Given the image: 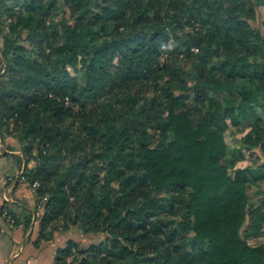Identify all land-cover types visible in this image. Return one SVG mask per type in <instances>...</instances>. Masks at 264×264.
<instances>
[{"label": "trees", "instance_id": "trees-1", "mask_svg": "<svg viewBox=\"0 0 264 264\" xmlns=\"http://www.w3.org/2000/svg\"><path fill=\"white\" fill-rule=\"evenodd\" d=\"M262 5L0 0V133L46 197L37 242L105 234L54 264H264Z\"/></svg>", "mask_w": 264, "mask_h": 264}, {"label": "crops", "instance_id": "crops-1", "mask_svg": "<svg viewBox=\"0 0 264 264\" xmlns=\"http://www.w3.org/2000/svg\"><path fill=\"white\" fill-rule=\"evenodd\" d=\"M0 41L1 54V37ZM0 155L9 158V167H0V208L9 204L20 219L19 225L10 228L0 211V264H54L58 250L74 238L73 231H57L51 241L37 242L43 209L34 187L22 175L26 162L21 142L11 135L3 138L0 133ZM33 165L34 162L29 164Z\"/></svg>", "mask_w": 264, "mask_h": 264}, {"label": "rangeland", "instance_id": "rangeland-1", "mask_svg": "<svg viewBox=\"0 0 264 264\" xmlns=\"http://www.w3.org/2000/svg\"><path fill=\"white\" fill-rule=\"evenodd\" d=\"M253 25L256 27H259L261 30L264 31V5L259 7L258 15H257V18L253 21ZM237 130H238L237 127H233L232 129H230L226 132V140H227L228 144L231 146L238 144L240 138L243 135L242 133H239ZM257 154H260L261 159L264 160V155L262 154V152L260 150H258ZM255 156L256 155H251V154L247 153L246 157L239 162L240 163L239 165L243 166L245 164H252L253 158ZM0 167L2 169H6L7 167H9V158L7 156L0 155ZM257 190H258V187L256 185L251 186L250 193H251V196L253 199L257 198ZM47 236H50V234L48 233ZM71 236L74 237L76 240H80L81 242H83L84 246H89L90 244L98 242L101 239L105 238V234H102V233L101 234L79 235L78 232H76V231L75 232L73 231ZM52 239L53 238L48 239L46 237V238L41 239L40 242H42V241L47 242V241H51ZM261 241H262V239H250L251 243H256V242H261Z\"/></svg>", "mask_w": 264, "mask_h": 264}, {"label": "built area", "instance_id": "built-area-1", "mask_svg": "<svg viewBox=\"0 0 264 264\" xmlns=\"http://www.w3.org/2000/svg\"><path fill=\"white\" fill-rule=\"evenodd\" d=\"M46 200V197H43L41 199V204L42 202H44ZM41 204H40V207H41ZM1 214L4 218V220L6 221V224L10 227V228H13L15 227V219L11 213V210L8 206H3L2 207V210H1Z\"/></svg>", "mask_w": 264, "mask_h": 264}]
</instances>
